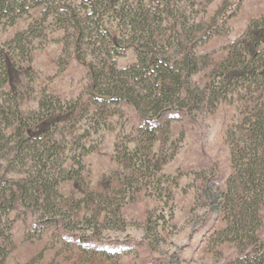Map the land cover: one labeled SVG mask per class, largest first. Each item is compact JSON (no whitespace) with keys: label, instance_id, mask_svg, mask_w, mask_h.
Here are the masks:
<instances>
[{"label":"rangeland","instance_id":"obj_1","mask_svg":"<svg viewBox=\"0 0 264 264\" xmlns=\"http://www.w3.org/2000/svg\"><path fill=\"white\" fill-rule=\"evenodd\" d=\"M19 1L0 18L2 102L33 117L39 99L48 95L72 102V111L4 134L0 157L14 160L3 161L0 174L21 179L19 159L42 151L49 153L51 177L58 178L62 168L74 172L73 178H59L52 206L10 212L3 264H230L243 249L251 253L264 245V204L257 244L241 249L223 240L226 223L206 198L209 190L226 188L232 166L225 133L249 97L234 82L238 70H226L224 61L233 44L250 43L247 26L264 16V0H111L89 18V0ZM62 8L73 11L83 28L80 58ZM132 17L134 31L127 23ZM179 28L198 62L188 77L198 94L189 113L169 110L146 122L129 103L94 100L88 62L129 68L138 58L130 42L143 30L153 33V50L172 60ZM137 72L131 81L150 93V84L140 82L143 70ZM224 76L231 101L209 102L210 84Z\"/></svg>","mask_w":264,"mask_h":264},{"label":"trees","instance_id":"obj_2","mask_svg":"<svg viewBox=\"0 0 264 264\" xmlns=\"http://www.w3.org/2000/svg\"><path fill=\"white\" fill-rule=\"evenodd\" d=\"M14 2L21 1L0 0V18L14 11L15 8H11ZM88 2L91 10L88 18L90 15H96L100 8L112 3L111 0ZM62 9L69 14L75 36V52L80 58L83 28L73 11ZM19 14V11L15 13L11 20L13 21ZM127 23L130 31L137 30L138 26L134 24L133 17ZM143 32L142 36L135 38L137 41L130 42L138 51V58L137 63L129 68L118 69L114 63L112 65L87 63L90 94L95 96L96 102L103 104L121 101L129 103L146 122L157 120L169 110L189 113L198 100V94L190 88L188 77L191 72L197 70L198 62L185 46L187 35L182 28L177 29L179 39L175 47L176 57L170 60L158 50H153L152 46L157 44L153 33H149L150 31L147 33L145 30ZM22 36L24 33L19 34L17 38ZM245 37L250 39V43L239 40L233 44L224 61L226 70H238L234 82L243 87V96L249 93L241 118L225 133L232 172L227 178L224 191L209 190L206 195L209 204L220 211L226 223L219 234L223 236V240L236 242L241 249L247 245L257 244L256 232L261 225L258 211L264 204V16L248 24ZM143 39L146 43L142 41ZM139 69L143 70L140 82L144 83L143 86L145 82L150 84V93L138 90V85L134 83L136 81H131L138 78ZM5 77L6 71L3 67L0 72V85L5 81ZM229 80L224 76L221 81L210 84L207 90L209 102L231 101L232 98L228 99L224 91L226 89L224 82ZM148 88L147 86L143 90L147 91ZM69 103L72 102L62 104L58 97L43 95L38 101V109L33 117H29L18 108L11 111L9 105L5 106L0 97V127L7 132L3 133L0 130L2 132L0 149L7 144L2 142L4 134L12 135V132L22 128L24 131L30 125L47 121L51 117L70 115L72 108L67 106ZM15 144L19 150L24 149L21 142ZM5 160L14 159L0 157V172ZM19 160L24 167V177L15 180L0 174V184H4L0 185V264H3L8 254L5 242L11 238L13 220L10 218V212L16 207L31 212L34 205L52 206L55 197L59 194L57 189L59 178H73L72 167L60 169L58 178L51 177L47 171L50 163L49 153L45 151ZM76 163L82 166L80 159ZM9 181L13 184L5 185ZM243 250L230 264H264V245L256 247L251 253Z\"/></svg>","mask_w":264,"mask_h":264}]
</instances>
